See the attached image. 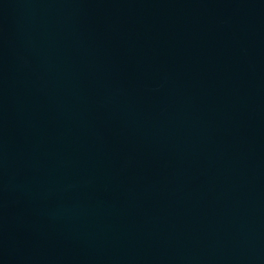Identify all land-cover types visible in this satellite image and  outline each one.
Listing matches in <instances>:
<instances>
[{
  "label": "water",
  "instance_id": "1",
  "mask_svg": "<svg viewBox=\"0 0 264 264\" xmlns=\"http://www.w3.org/2000/svg\"><path fill=\"white\" fill-rule=\"evenodd\" d=\"M0 264H264V0H0Z\"/></svg>",
  "mask_w": 264,
  "mask_h": 264
}]
</instances>
